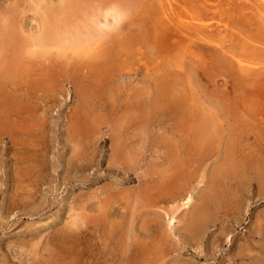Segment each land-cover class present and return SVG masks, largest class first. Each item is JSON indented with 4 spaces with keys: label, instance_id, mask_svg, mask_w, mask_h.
Returning <instances> with one entry per match:
<instances>
[{
    "label": "rangeland",
    "instance_id": "1",
    "mask_svg": "<svg viewBox=\"0 0 264 264\" xmlns=\"http://www.w3.org/2000/svg\"><path fill=\"white\" fill-rule=\"evenodd\" d=\"M48 1L0 0V264H264V0Z\"/></svg>",
    "mask_w": 264,
    "mask_h": 264
},
{
    "label": "bare ground",
    "instance_id": "2",
    "mask_svg": "<svg viewBox=\"0 0 264 264\" xmlns=\"http://www.w3.org/2000/svg\"><path fill=\"white\" fill-rule=\"evenodd\" d=\"M41 2H42V0H40ZM44 1H46V2H48V6H47V9H50L51 10V4L49 3V1L48 0H43V2ZM54 1V0H53ZM37 3V2H36ZM44 4H46V3H44ZM42 6V5H41ZM56 7V6H55ZM58 7V6H57ZM65 9V8H64ZM45 11V10H44ZM42 13V12H41ZM103 14V13H102ZM124 9L120 6V5H117V6H112V9H108L107 11H106V13L104 14V20H102L101 22H98V23H95V24H97L96 25V27L99 29V30H101V31H105V29L106 30H113V28H116V27H118L119 26V24L121 23V21L123 20V17H124ZM97 22V21H96ZM48 25V24H47ZM46 27V26H45ZM95 27V29H97ZM43 30V29H42ZM46 30H48V29H46ZM46 30H45V32H46ZM116 30V29H115ZM162 31V30H161ZM102 33V32H101ZM104 33V32H103ZM102 33V34H103ZM161 33V32H160ZM32 34V33H31ZM47 35V34H46ZM177 35V34H176ZM59 36V35H58ZM178 36V35H177ZM189 37H190V35H188ZM34 37V36H33ZM56 37V36H55ZM68 37V36H67ZM164 37V36H163ZM52 38H53V36H52ZM58 38V37H57ZM79 38H80V36H79ZM34 39V42L38 45H42L43 43L45 44V43H47L48 42V40L46 39V37H44V35L43 34H40V35H38L37 37H35V38H33ZM73 39V38H72ZM76 39V38H75ZM188 39V38H187ZM49 40H50V38H49ZM74 40V39H73ZM77 40H75V42H76ZM187 41V40H186ZM68 42V41H67ZM74 42V43H75ZM79 42V41H78ZM63 43V42H62ZM66 43V42H65ZM69 43V42H68ZM68 43H66V44H68ZM73 43V42H72ZM86 43V42H85ZM48 44V43H47ZM72 45V44H71ZM74 45V44H73ZM72 45V46H73ZM43 47H44V45H43ZM71 47V46H70ZM229 48V47H228ZM188 51H189V49H188ZM230 53V52H229ZM240 67H242V66H240ZM75 91V90H74ZM71 121V120H70ZM85 121V120H84ZM241 131H242V129H241ZM70 133V132H69ZM241 133V132H240ZM236 137V132L234 131V132H231V141H233L234 139H236L235 138ZM202 142V141H201ZM179 145V144H178ZM231 145V144H230ZM229 147H231V146H229ZM179 150V149H178ZM189 152V151H188ZM228 152H229V150H228ZM227 158V157H226ZM195 159V158H194ZM229 159V158H228ZM227 164H231V163H227ZM226 166V165H225ZM224 167V166H223ZM229 167V166H228ZM222 168V167H221ZM226 169V168H225ZM224 170V169H223ZM218 171H220V169L218 170ZM230 171V170H229ZM222 174H224V171H220ZM227 173H228V168H227ZM226 179V178H225ZM211 182V181H210ZM215 182V181H214ZM215 188V187H214ZM219 191V190H218ZM214 192V191H213ZM217 192V191H216ZM218 196V195H217ZM209 198V197H208ZM192 198H189V200H191ZM216 199V198H215ZM159 200V199H158ZM208 203H210V202H208ZM212 203V202H211ZM213 203H214V201H213ZM226 203V202H225ZM205 204V203H204ZM202 207V206H201ZM211 207V206H210ZM200 214H199V216L198 215H196V217H195V215H194V219L192 220V222L193 223H195L196 225L195 226H201V224L203 225L204 223H207L206 221L209 219V216H208V212L206 211V209H204V210H201L200 212H199ZM213 218V217H212ZM194 226V227H195ZM192 227V226H191ZM197 228V227H196ZM205 228V227H204ZM74 230H75V228H74ZM194 230H195V228H194ZM71 232V231H70ZM194 232V231H193ZM195 234V233H194ZM195 237H197V236H195ZM49 241V240H48ZM262 248V247H261ZM58 255V254H57ZM80 256V255H79ZM61 257V256H60ZM262 257H264V256H262ZM73 258V257H72ZM62 259V258H61ZM263 260V259H262ZM261 260V261H262ZM67 261V260H66ZM260 261V262H261ZM255 263V262H254ZM261 264V263H260Z\"/></svg>",
    "mask_w": 264,
    "mask_h": 264
}]
</instances>
